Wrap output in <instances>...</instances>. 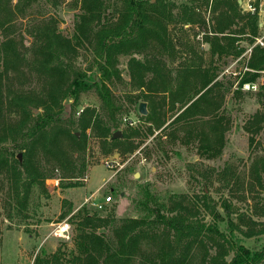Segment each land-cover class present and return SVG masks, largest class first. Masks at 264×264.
<instances>
[{"label": "trees", "instance_id": "1", "mask_svg": "<svg viewBox=\"0 0 264 264\" xmlns=\"http://www.w3.org/2000/svg\"><path fill=\"white\" fill-rule=\"evenodd\" d=\"M46 1L56 6L61 0ZM71 1L78 12L72 35L65 36L54 16L32 17L23 32L16 27L18 19L31 16L26 9L38 0H0V174L15 186H24L23 195L15 191L18 203L23 205L28 188L36 182L43 185L57 168L61 171L58 177L68 179L66 185H74L84 176L85 128L112 148L120 147L123 153H132L138 147L127 139L132 136L130 131L138 134L139 128L121 129V137L112 138L113 132L119 130L116 120L105 122L95 108L86 106L74 121L63 103L72 99L73 109L80 94L93 89L102 111L112 117L118 106L110 84L120 76L119 55L129 56L128 72L139 89L134 101L139 103L142 99L148 104L147 114L140 115L146 123V133L153 135L158 130L155 136H162L168 133V126L174 131L184 129L186 140L198 142L200 155L219 156L230 125L222 112L216 73L209 72L210 67L186 64L173 83L167 67V60H173L175 52L169 25L177 22L184 31L183 25L209 27L211 34H204V39L211 56L238 55L241 49L234 44L236 35H247L250 43L260 35L258 13L242 12L237 0H183L180 4L174 0ZM208 7L211 14L207 23L201 11ZM24 36L30 38L27 44ZM262 42L252 46L245 64L248 69L241 75L239 87L264 78V36ZM81 45L89 47L98 76L73 69L71 61ZM25 75L32 78L30 85L11 93L7 82ZM259 87L264 92V82ZM33 107H41L42 111L31 122ZM244 126L251 133L261 130L264 110H257ZM17 134L10 155L4 143H14ZM249 139L253 141L252 136ZM16 150L22 152L21 158L15 157ZM47 157L53 162L51 168L44 166ZM109 192L116 193L115 187L111 186ZM174 204L167 210L147 206L148 214L123 219L112 229L111 236L99 229L112 222V215L89 214L85 206L79 207L69 217L73 248L68 252V261L130 264L139 257L138 264H186L194 257V247H204L212 238L217 251L209 258L210 264L224 263L222 244L213 238L218 234L217 226L202 228L189 219L190 206ZM64 215L63 212L60 216ZM62 255L58 250L47 256L37 253L33 264H63ZM228 264H264V241L257 248L237 242Z\"/></svg>", "mask_w": 264, "mask_h": 264}, {"label": "rangeland", "instance_id": "2", "mask_svg": "<svg viewBox=\"0 0 264 264\" xmlns=\"http://www.w3.org/2000/svg\"><path fill=\"white\" fill-rule=\"evenodd\" d=\"M174 1L180 4L183 0ZM255 3L261 23L259 38L262 39L264 0H256ZM26 12L31 16L16 21V27L21 32L32 17L54 16L61 33L71 36L78 8L71 0H61L56 6L46 0H38ZM201 12L207 16V10ZM179 27L177 22L169 25L175 52L174 59L167 60V67L174 84L186 64L210 67L209 72L216 73V89L223 102L222 112L230 125L225 133L222 153L214 158L200 155L198 142L195 139L186 140L184 129L174 131V127L168 126L165 132L171 134L163 132L166 136H155L158 132L155 130L153 135H148L146 123L138 112L139 103L134 101L139 89L133 85L128 72L129 56L119 55L117 66L120 76L110 84L118 106L112 117L102 111L100 99L93 89L80 94L69 116L72 114L76 121L83 107H93L105 122L116 120L119 130L139 128L138 134L130 131L132 136L127 139L129 143L139 144L138 147L132 153H123L120 147L112 148L94 135L92 130L86 131L85 128L87 142L84 157L87 168L84 176L76 184L66 185L68 179L58 177L61 171L57 168L53 177L44 179L43 185L36 182L28 188L23 205L18 203L15 196L16 190L20 196L23 195L22 183L15 186L14 182L0 174V264H33L37 253L47 256L56 250L63 253V264H71L68 252L73 248V230L69 217L81 206H85L89 214L112 215V222L99 229L111 236L112 229L123 219L148 214L147 206H159L167 210L170 205L175 203L177 206L176 203L180 202L182 206H190L189 219L202 228L217 226L218 234L216 232L213 238L222 244L220 250L225 253V262L222 264H228L237 242L250 248L260 247L264 241V127L257 133H251L244 124L257 110H264V92L259 87L263 82L260 78L252 81L256 83L255 89L244 87L246 82L238 86L241 75L248 69L245 64L252 46L260 43L256 38L250 43L247 35H236L234 44L237 49H241L240 54L211 56L209 44L204 39V34H211L209 27L183 25L186 31ZM24 38L27 44L30 38ZM71 65L76 71L98 76L87 45L78 47ZM89 67L91 70H87ZM31 81L32 78L25 75L15 77L7 85L12 93L25 89ZM71 102L72 99L63 100L64 104ZM33 109L31 122L42 111L41 107L36 108V112ZM128 120H131V125ZM250 136L253 141H250ZM17 137L18 134L13 139L14 143H4L10 155ZM14 154L15 157L18 154V158L22 157V152L17 150ZM112 154H117L123 164L115 174L104 164L105 159ZM52 164L49 157L44 158L46 168H51ZM111 186L115 187L116 193L109 192ZM109 194L111 200L104 208L97 210L93 207L91 202L100 201ZM63 212L65 215L61 217ZM58 223H68V238L54 235ZM141 245L144 250V244ZM216 251L217 245L210 238L204 247H194V257L186 264H210L209 258ZM139 260L136 257L130 264H138Z\"/></svg>", "mask_w": 264, "mask_h": 264}, {"label": "built area", "instance_id": "3", "mask_svg": "<svg viewBox=\"0 0 264 264\" xmlns=\"http://www.w3.org/2000/svg\"><path fill=\"white\" fill-rule=\"evenodd\" d=\"M256 0H241L240 2V9L241 11H246V12H251V13H255L257 12V7H256ZM198 10V9H197ZM207 16H206V21L208 23V18H209V12H210V8H207ZM258 13V12H257ZM258 37H255L256 40L262 44V39ZM244 87L246 88H256V83L254 82H246L243 84ZM131 123V121H130ZM86 131H89V129L87 128ZM139 152V151H138ZM104 164L107 168H109L113 173L115 174L121 167H122V163L119 161V157L117 154H112L110 157L106 158L104 161ZM111 200V195H106L102 198V200L100 201H96L94 200L93 202H91V204L93 205V207H95V209L100 210L102 208H104L106 206L107 203H109V201ZM59 225L56 226L54 235H57L59 237H63V238H68L69 237V225L68 223H58Z\"/></svg>", "mask_w": 264, "mask_h": 264}, {"label": "water", "instance_id": "4", "mask_svg": "<svg viewBox=\"0 0 264 264\" xmlns=\"http://www.w3.org/2000/svg\"><path fill=\"white\" fill-rule=\"evenodd\" d=\"M238 3L241 2V0H237ZM65 107H66V111H67V114L70 113V103H66L65 104ZM34 112L37 111L36 108L33 109ZM138 112L141 114V115H146L148 110H147V107H146V101H140L139 104H138ZM117 137H121V131L120 130H116L115 132H113L112 134V138H117ZM18 157H20V154H18ZM137 175V174H136Z\"/></svg>", "mask_w": 264, "mask_h": 264}, {"label": "crops", "instance_id": "5", "mask_svg": "<svg viewBox=\"0 0 264 264\" xmlns=\"http://www.w3.org/2000/svg\"><path fill=\"white\" fill-rule=\"evenodd\" d=\"M238 3V1H237ZM239 7H240V3H238ZM261 25V23H259ZM260 79L262 80L261 82H264V78L263 77H260Z\"/></svg>", "mask_w": 264, "mask_h": 264}]
</instances>
